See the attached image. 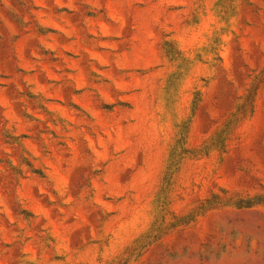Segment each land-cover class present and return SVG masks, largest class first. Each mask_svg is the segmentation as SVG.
<instances>
[{
  "label": "rangeland",
  "instance_id": "obj_1",
  "mask_svg": "<svg viewBox=\"0 0 264 264\" xmlns=\"http://www.w3.org/2000/svg\"><path fill=\"white\" fill-rule=\"evenodd\" d=\"M0 264H264V0H0Z\"/></svg>",
  "mask_w": 264,
  "mask_h": 264
}]
</instances>
